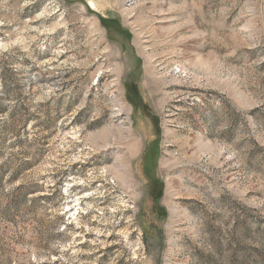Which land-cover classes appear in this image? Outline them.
<instances>
[{"label": "rangeland", "instance_id": "rangeland-1", "mask_svg": "<svg viewBox=\"0 0 264 264\" xmlns=\"http://www.w3.org/2000/svg\"><path fill=\"white\" fill-rule=\"evenodd\" d=\"M0 264H264V0H0Z\"/></svg>", "mask_w": 264, "mask_h": 264}, {"label": "bare ground", "instance_id": "bare-ground-1", "mask_svg": "<svg viewBox=\"0 0 264 264\" xmlns=\"http://www.w3.org/2000/svg\"><path fill=\"white\" fill-rule=\"evenodd\" d=\"M180 67H181V69H186L187 67L186 66H183V65H180ZM122 107V106H121ZM127 124V123H126ZM122 131L123 132H125L126 133V137L128 138L129 136H131L132 135V125H129V126H123L122 127ZM122 137V136H121ZM108 142H106V144H107ZM121 167H123L124 169L122 170V171H124V173L125 172H127L128 174H129V181H128V186L130 187V188H134V186H135V182H134V179H133V177H132V175H133V173H132V168H131V165H130V163H128V164H126L125 163V165H124V163L122 162L121 163ZM112 168H114V167H112ZM119 170H116L115 168L114 169H111V168H109L108 170H107V172L108 173H113V174H117V172H118ZM120 172H121V169H120ZM113 178H114V180L115 181H118V180H120L122 177L120 176V175H117V176H112ZM123 183V182H122Z\"/></svg>", "mask_w": 264, "mask_h": 264}]
</instances>
